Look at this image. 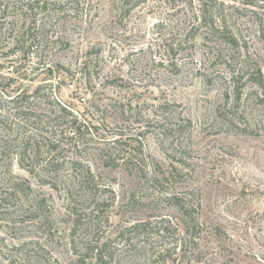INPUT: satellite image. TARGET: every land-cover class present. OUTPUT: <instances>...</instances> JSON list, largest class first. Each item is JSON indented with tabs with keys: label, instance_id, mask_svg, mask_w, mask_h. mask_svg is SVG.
<instances>
[{
	"label": "rangeland",
	"instance_id": "1",
	"mask_svg": "<svg viewBox=\"0 0 264 264\" xmlns=\"http://www.w3.org/2000/svg\"><path fill=\"white\" fill-rule=\"evenodd\" d=\"M167 240L264 264V0H0V264Z\"/></svg>",
	"mask_w": 264,
	"mask_h": 264
},
{
	"label": "trees",
	"instance_id": "2",
	"mask_svg": "<svg viewBox=\"0 0 264 264\" xmlns=\"http://www.w3.org/2000/svg\"><path fill=\"white\" fill-rule=\"evenodd\" d=\"M10 99L7 100L10 104L13 105L14 109L17 112H21L26 114L25 101H27L30 97L24 96H8ZM59 110L65 112V108L59 107ZM72 125H76V119H72ZM79 130L76 127V131ZM170 200L175 201L176 207L183 214L184 218H189L190 221H185L183 224V234L185 239L189 241V243H194L198 238L199 233V225L195 219L191 218L189 211L184 205L181 203V199L177 197H170ZM186 220V219H185ZM145 225H134L130 229L136 230L137 227H143ZM165 233H167V228L164 227L159 231L161 237H164ZM166 247L159 253L157 256L160 258L161 264H173L178 263L180 260V256L183 255V244H179L177 242L168 241L166 242ZM107 251V243H103L100 247L97 246L95 249H87L83 253H75L76 257L74 261L69 262L68 264H110L111 256L106 253ZM178 251V254L176 253ZM89 252V256H88ZM167 254V256H165ZM175 255V256H174ZM174 256V257H173Z\"/></svg>",
	"mask_w": 264,
	"mask_h": 264
}]
</instances>
